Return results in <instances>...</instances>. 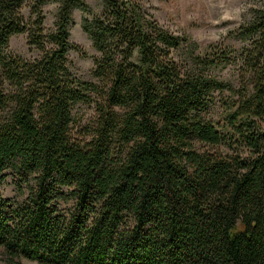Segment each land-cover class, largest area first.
Instances as JSON below:
<instances>
[{
    "label": "trees",
    "instance_id": "trees-1",
    "mask_svg": "<svg viewBox=\"0 0 264 264\" xmlns=\"http://www.w3.org/2000/svg\"><path fill=\"white\" fill-rule=\"evenodd\" d=\"M53 1L0 0L3 263L264 264V3L238 26V51L183 63L188 37L146 0H61L46 30ZM73 11L98 54L91 81L67 58ZM20 34L37 58L6 52ZM228 66L236 84L219 77ZM216 95L222 123L208 116ZM77 104L95 113L86 140Z\"/></svg>",
    "mask_w": 264,
    "mask_h": 264
},
{
    "label": "rangeland",
    "instance_id": "rangeland-1",
    "mask_svg": "<svg viewBox=\"0 0 264 264\" xmlns=\"http://www.w3.org/2000/svg\"><path fill=\"white\" fill-rule=\"evenodd\" d=\"M61 0H54L42 7L44 16L43 26L46 30L53 28L57 19V10ZM94 10H99L101 0H82ZM264 0H146L148 10L154 20L165 30L180 36L188 37V44L174 53V57L181 62H187L192 56H222L227 51H238L244 43L239 41L236 30L240 24L246 22L251 12L260 8ZM29 9L23 8L22 13L27 17ZM82 14L73 11L72 23L69 27L70 42L78 47L67 54L73 73L83 81L92 80L93 60L98 55L92 43L81 29ZM6 52L24 60H31L39 56V51L30 47L26 34L13 36L6 48ZM187 58V59H186ZM219 77L236 84L234 70L229 66L221 69ZM225 94L224 98H231ZM222 97L216 95L209 112V118L222 123ZM73 133L79 140L88 139V134L95 121L93 107L77 104L72 111ZM221 154L228 150L222 146L213 149ZM1 185L4 198L15 195V177L7 171ZM22 264H36L26 260ZM0 264H4L0 257Z\"/></svg>",
    "mask_w": 264,
    "mask_h": 264
},
{
    "label": "water",
    "instance_id": "water-1",
    "mask_svg": "<svg viewBox=\"0 0 264 264\" xmlns=\"http://www.w3.org/2000/svg\"><path fill=\"white\" fill-rule=\"evenodd\" d=\"M262 218H263V221H264V210H263V213H262Z\"/></svg>",
    "mask_w": 264,
    "mask_h": 264
}]
</instances>
